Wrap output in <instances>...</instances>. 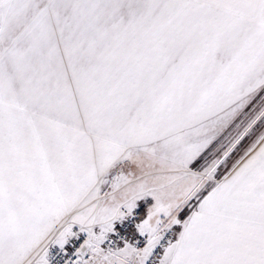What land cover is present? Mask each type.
Masks as SVG:
<instances>
[{
    "label": "snow or ice",
    "instance_id": "snow-or-ice-1",
    "mask_svg": "<svg viewBox=\"0 0 264 264\" xmlns=\"http://www.w3.org/2000/svg\"><path fill=\"white\" fill-rule=\"evenodd\" d=\"M0 264H264V0H0Z\"/></svg>",
    "mask_w": 264,
    "mask_h": 264
},
{
    "label": "rangeland",
    "instance_id": "rangeland-1",
    "mask_svg": "<svg viewBox=\"0 0 264 264\" xmlns=\"http://www.w3.org/2000/svg\"><path fill=\"white\" fill-rule=\"evenodd\" d=\"M252 137H250L248 140H246L245 142H244V146L246 147L248 144H250L251 143V141H252Z\"/></svg>",
    "mask_w": 264,
    "mask_h": 264
}]
</instances>
